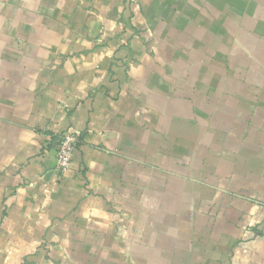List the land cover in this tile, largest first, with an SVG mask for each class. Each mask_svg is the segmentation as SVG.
Returning <instances> with one entry per match:
<instances>
[{"label": "crops", "instance_id": "crops-1", "mask_svg": "<svg viewBox=\"0 0 264 264\" xmlns=\"http://www.w3.org/2000/svg\"><path fill=\"white\" fill-rule=\"evenodd\" d=\"M0 264H264V0H0Z\"/></svg>", "mask_w": 264, "mask_h": 264}, {"label": "built area", "instance_id": "built-area-1", "mask_svg": "<svg viewBox=\"0 0 264 264\" xmlns=\"http://www.w3.org/2000/svg\"><path fill=\"white\" fill-rule=\"evenodd\" d=\"M79 134L75 128L69 127L56 140V172L59 178H63L72 167V160Z\"/></svg>", "mask_w": 264, "mask_h": 264}]
</instances>
